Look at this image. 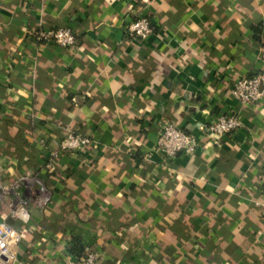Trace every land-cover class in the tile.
I'll use <instances>...</instances> for the list:
<instances>
[{
	"label": "crops",
	"instance_id": "crops-1",
	"mask_svg": "<svg viewBox=\"0 0 264 264\" xmlns=\"http://www.w3.org/2000/svg\"><path fill=\"white\" fill-rule=\"evenodd\" d=\"M57 27L77 45L34 35ZM263 67L264 0H0V174L28 200L22 219L0 201L14 264H65L77 243L96 264H264V98L229 92ZM226 113L231 134L155 149L159 123ZM69 134L91 147L62 149Z\"/></svg>",
	"mask_w": 264,
	"mask_h": 264
},
{
	"label": "built area",
	"instance_id": "built-area-1",
	"mask_svg": "<svg viewBox=\"0 0 264 264\" xmlns=\"http://www.w3.org/2000/svg\"><path fill=\"white\" fill-rule=\"evenodd\" d=\"M128 31L140 39H146L152 32V25L148 17L140 16L132 21ZM41 42H53L62 47H75L77 38L68 27L39 29L34 33ZM230 95L241 103H252L264 98V67L259 72L237 79L229 89ZM241 125L240 119L233 113L219 114L213 121L200 125L198 132L187 131L173 122L164 121L158 124L155 149L165 157H174L176 154H190L201 136L208 135L218 140L224 135L231 134ZM91 140L80 134H69L60 142V147L65 150H80L91 147ZM16 183H6L0 174V201L6 196L11 199L8 208L12 215L18 218L26 216V198L13 195ZM264 209V200L260 203ZM22 233L0 220V264H14L16 261L17 247ZM97 255L89 246H85L82 254L65 264H96Z\"/></svg>",
	"mask_w": 264,
	"mask_h": 264
},
{
	"label": "trees",
	"instance_id": "trees-1",
	"mask_svg": "<svg viewBox=\"0 0 264 264\" xmlns=\"http://www.w3.org/2000/svg\"><path fill=\"white\" fill-rule=\"evenodd\" d=\"M77 43H78V40H77ZM84 247L81 246L79 243H77L76 245H73V247H71V250L75 253L79 254L83 251Z\"/></svg>",
	"mask_w": 264,
	"mask_h": 264
}]
</instances>
